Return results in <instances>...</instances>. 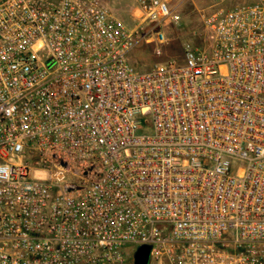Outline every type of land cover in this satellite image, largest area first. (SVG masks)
<instances>
[{
    "label": "built area",
    "instance_id": "obj_1",
    "mask_svg": "<svg viewBox=\"0 0 264 264\" xmlns=\"http://www.w3.org/2000/svg\"><path fill=\"white\" fill-rule=\"evenodd\" d=\"M189 1L0 0V264H264V0L130 61Z\"/></svg>",
    "mask_w": 264,
    "mask_h": 264
},
{
    "label": "rangeland",
    "instance_id": "obj_2",
    "mask_svg": "<svg viewBox=\"0 0 264 264\" xmlns=\"http://www.w3.org/2000/svg\"><path fill=\"white\" fill-rule=\"evenodd\" d=\"M108 8L111 14L122 21L129 30L140 25V20L134 16L135 0H98ZM252 2V0H226L218 5L222 8H232L238 4ZM215 6L214 0H190L177 17L180 25L173 22L165 27L167 44L162 47V55L156 54V44L140 43L131 53L130 61L138 71H148L153 67L174 59L182 61L183 44L192 40L197 46L206 47V29L202 21L201 12L211 11Z\"/></svg>",
    "mask_w": 264,
    "mask_h": 264
},
{
    "label": "water",
    "instance_id": "obj_3",
    "mask_svg": "<svg viewBox=\"0 0 264 264\" xmlns=\"http://www.w3.org/2000/svg\"><path fill=\"white\" fill-rule=\"evenodd\" d=\"M150 248L148 246L140 247L135 254V264H147Z\"/></svg>",
    "mask_w": 264,
    "mask_h": 264
},
{
    "label": "trees",
    "instance_id": "obj_4",
    "mask_svg": "<svg viewBox=\"0 0 264 264\" xmlns=\"http://www.w3.org/2000/svg\"><path fill=\"white\" fill-rule=\"evenodd\" d=\"M135 259V255H133V257H131V261H130V263L132 262V260H134ZM129 263V264H130Z\"/></svg>",
    "mask_w": 264,
    "mask_h": 264
},
{
    "label": "flooded vegetation",
    "instance_id": "obj_5",
    "mask_svg": "<svg viewBox=\"0 0 264 264\" xmlns=\"http://www.w3.org/2000/svg\"><path fill=\"white\" fill-rule=\"evenodd\" d=\"M135 254H136V253H135ZM130 264H135V259H134V260H132V262H131Z\"/></svg>",
    "mask_w": 264,
    "mask_h": 264
}]
</instances>
